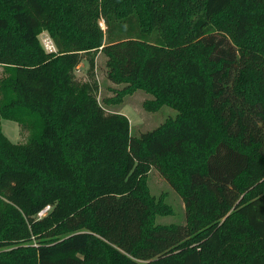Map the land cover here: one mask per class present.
<instances>
[{
    "label": "trees",
    "instance_id": "16d2710c",
    "mask_svg": "<svg viewBox=\"0 0 264 264\" xmlns=\"http://www.w3.org/2000/svg\"><path fill=\"white\" fill-rule=\"evenodd\" d=\"M99 52L176 117L133 135ZM0 65V121L33 130L0 122V264H264V0H0ZM152 169L185 223L155 222Z\"/></svg>",
    "mask_w": 264,
    "mask_h": 264
},
{
    "label": "rangeland",
    "instance_id": "374dc122",
    "mask_svg": "<svg viewBox=\"0 0 264 264\" xmlns=\"http://www.w3.org/2000/svg\"><path fill=\"white\" fill-rule=\"evenodd\" d=\"M99 24L103 30L107 29L105 21L101 19ZM41 44L45 50H56L55 43L48 31H43L40 36ZM107 55L99 52L96 58V78L99 82L98 99L99 102L109 111H117L125 114L130 120V128L133 135H139L148 130L158 127L167 121L170 117H176L178 111L168 104L155 111L146 108L145 103L155 99V95L146 89L139 88L133 93H124L122 91L126 86L125 82H115L109 78L107 67ZM0 65V77L2 74ZM88 62L83 60L76 70L79 78L87 77ZM2 131L15 143H25L33 134V130L25 127L14 120L2 119ZM148 185L151 195L157 200L162 199L172 208V213L157 214L156 223H185L186 210L181 196L173 189L169 182L157 170L152 169L148 177Z\"/></svg>",
    "mask_w": 264,
    "mask_h": 264
},
{
    "label": "built area",
    "instance_id": "2783aa9c",
    "mask_svg": "<svg viewBox=\"0 0 264 264\" xmlns=\"http://www.w3.org/2000/svg\"><path fill=\"white\" fill-rule=\"evenodd\" d=\"M50 209H51V206H47V207H45L43 210H41V211L38 213V216H39V217H42V216L46 215V214L49 212Z\"/></svg>",
    "mask_w": 264,
    "mask_h": 264
}]
</instances>
